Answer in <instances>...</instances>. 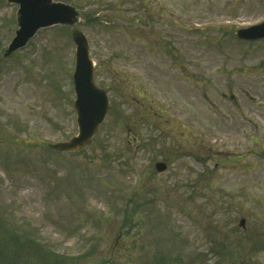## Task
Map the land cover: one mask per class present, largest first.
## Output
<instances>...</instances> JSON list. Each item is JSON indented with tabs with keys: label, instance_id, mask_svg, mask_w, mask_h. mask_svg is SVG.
<instances>
[{
	"label": "rangeland",
	"instance_id": "rangeland-1",
	"mask_svg": "<svg viewBox=\"0 0 264 264\" xmlns=\"http://www.w3.org/2000/svg\"><path fill=\"white\" fill-rule=\"evenodd\" d=\"M64 2L108 111L83 150L49 147L77 134L71 27L4 58L0 0L2 223L71 264H264V40L234 36L264 0Z\"/></svg>",
	"mask_w": 264,
	"mask_h": 264
},
{
	"label": "water",
	"instance_id": "water-1",
	"mask_svg": "<svg viewBox=\"0 0 264 264\" xmlns=\"http://www.w3.org/2000/svg\"><path fill=\"white\" fill-rule=\"evenodd\" d=\"M18 4L17 25L15 37L11 41L4 56L24 47L27 41L41 28L54 25H73L77 21L78 13L62 0H7ZM237 37L246 40L264 37V23L247 29L236 31ZM76 46L75 67L73 73L74 92L76 99L74 108L77 112L78 136L67 143L52 145L56 150H81L90 141L99 124L103 121L108 109L106 93L97 88L93 81L94 68L89 56L88 44L83 33L76 28L71 32ZM158 172L164 171L163 163H156ZM244 226V220L240 221Z\"/></svg>",
	"mask_w": 264,
	"mask_h": 264
},
{
	"label": "trees",
	"instance_id": "trees-1",
	"mask_svg": "<svg viewBox=\"0 0 264 264\" xmlns=\"http://www.w3.org/2000/svg\"><path fill=\"white\" fill-rule=\"evenodd\" d=\"M0 214V264H71L69 258L15 228H7ZM6 221V220H5Z\"/></svg>",
	"mask_w": 264,
	"mask_h": 264
}]
</instances>
